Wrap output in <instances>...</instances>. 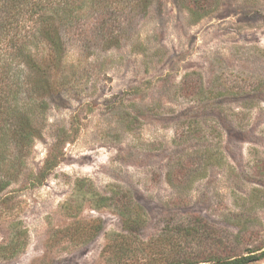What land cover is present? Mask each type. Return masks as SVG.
I'll list each match as a JSON object with an SVG mask.
<instances>
[{"label": "rangeland", "instance_id": "obj_1", "mask_svg": "<svg viewBox=\"0 0 264 264\" xmlns=\"http://www.w3.org/2000/svg\"><path fill=\"white\" fill-rule=\"evenodd\" d=\"M112 1L66 39L40 135L0 172V264H159L184 225L187 250L259 254L264 0Z\"/></svg>", "mask_w": 264, "mask_h": 264}, {"label": "trees", "instance_id": "obj_2", "mask_svg": "<svg viewBox=\"0 0 264 264\" xmlns=\"http://www.w3.org/2000/svg\"><path fill=\"white\" fill-rule=\"evenodd\" d=\"M150 2L132 0L130 6L146 12ZM187 2V11L196 14L192 1ZM123 4L112 0H0V172L20 164L9 159L10 151L24 152L40 135L46 96L65 68V42L73 29L89 16ZM123 225L130 232L137 221L128 216ZM194 230V225L178 227L170 243L171 259L159 264H250L264 258V250L239 257L187 250L181 239L193 236Z\"/></svg>", "mask_w": 264, "mask_h": 264}]
</instances>
